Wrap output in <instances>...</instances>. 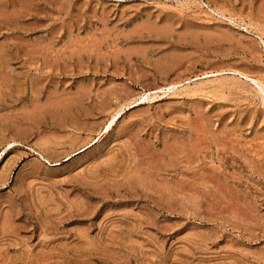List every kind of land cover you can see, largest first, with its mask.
I'll list each match as a JSON object with an SVG mask.
<instances>
[{"label":"rangeland","instance_id":"374dc122","mask_svg":"<svg viewBox=\"0 0 264 264\" xmlns=\"http://www.w3.org/2000/svg\"><path fill=\"white\" fill-rule=\"evenodd\" d=\"M0 264H264V0H0Z\"/></svg>","mask_w":264,"mask_h":264},{"label":"bare ground","instance_id":"6f19581e","mask_svg":"<svg viewBox=\"0 0 264 264\" xmlns=\"http://www.w3.org/2000/svg\"><path fill=\"white\" fill-rule=\"evenodd\" d=\"M151 92V91H150ZM144 97H145V95L144 96H140V98H138V99H140L141 101L142 100H144ZM117 113V112H116ZM57 163V162H56Z\"/></svg>","mask_w":264,"mask_h":264}]
</instances>
